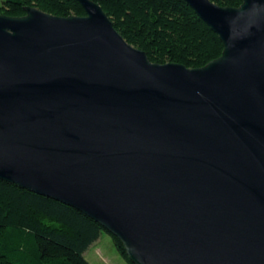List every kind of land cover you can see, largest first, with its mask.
I'll list each match as a JSON object with an SVG mask.
<instances>
[{
	"label": "water",
	"instance_id": "1",
	"mask_svg": "<svg viewBox=\"0 0 264 264\" xmlns=\"http://www.w3.org/2000/svg\"><path fill=\"white\" fill-rule=\"evenodd\" d=\"M0 14V180L72 206L133 264H264V0H185L224 44L152 62L102 6Z\"/></svg>",
	"mask_w": 264,
	"mask_h": 264
},
{
	"label": "trees",
	"instance_id": "2",
	"mask_svg": "<svg viewBox=\"0 0 264 264\" xmlns=\"http://www.w3.org/2000/svg\"><path fill=\"white\" fill-rule=\"evenodd\" d=\"M116 29L155 63L200 68L220 57L224 44L185 0H93ZM238 7L243 0H213ZM27 7L53 15L83 16L78 0H2L0 14L21 17ZM76 208L0 180V264H91L84 256L103 232ZM119 254L133 264L122 242Z\"/></svg>",
	"mask_w": 264,
	"mask_h": 264
},
{
	"label": "rangeland",
	"instance_id": "3",
	"mask_svg": "<svg viewBox=\"0 0 264 264\" xmlns=\"http://www.w3.org/2000/svg\"><path fill=\"white\" fill-rule=\"evenodd\" d=\"M84 256L91 264H129L117 251L112 236L105 231L98 241L90 245Z\"/></svg>",
	"mask_w": 264,
	"mask_h": 264
},
{
	"label": "crops",
	"instance_id": "4",
	"mask_svg": "<svg viewBox=\"0 0 264 264\" xmlns=\"http://www.w3.org/2000/svg\"><path fill=\"white\" fill-rule=\"evenodd\" d=\"M100 238H101V237H100ZM100 238H99V239H100ZM99 239H98V240H99ZM98 240H97V241H98Z\"/></svg>",
	"mask_w": 264,
	"mask_h": 264
}]
</instances>
